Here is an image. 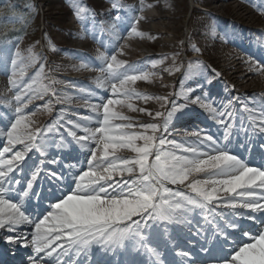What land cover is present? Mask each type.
Returning <instances> with one entry per match:
<instances>
[{
	"label": "snow or ice",
	"instance_id": "snow-or-ice-1",
	"mask_svg": "<svg viewBox=\"0 0 264 264\" xmlns=\"http://www.w3.org/2000/svg\"><path fill=\"white\" fill-rule=\"evenodd\" d=\"M75 14L80 16L81 10ZM142 18H131L129 36H143L137 28ZM193 50L200 51L195 45ZM97 58L101 61L98 70L102 74L97 84L101 88L108 84L111 94L118 98L105 102L101 97L99 104L90 105L97 126L83 127V135H77L74 130L81 128L80 123L67 121L70 126L67 135L79 149L85 150L77 153V157L84 155V160L79 161L80 171L73 164H69L72 172L63 171L64 165L50 155L49 142L40 129L31 127L23 107L16 108L14 122L6 130L0 128V137L6 139L0 151V229L8 233L5 237L8 244L30 250L22 264H85L93 247L113 253L131 248L146 256L147 264H264V155L260 164L253 166L230 150L231 120L235 112L218 111L206 102L202 85L198 84L181 91L179 95L184 103L173 100L166 114L155 113L154 119L163 117V128L157 123H144L138 126L140 131L132 130L135 127L132 123L117 122L130 118L116 111L115 106L127 103L136 110L131 101L141 94L131 85L138 80L148 81L152 74L128 65L116 54L99 53ZM23 61L19 51L10 60V83L14 87L17 75L24 74L20 67ZM161 62L153 61V66ZM262 70L264 66L257 68ZM35 85L33 81L25 84L22 92L18 90L16 102L23 104L28 93L32 94L27 96L30 102L37 93L49 91L48 86ZM195 92L200 94L193 97ZM143 99L152 97L145 95ZM156 99L169 103L167 97ZM234 101L251 118L252 124L244 129L245 134L251 132L264 138V110L255 115L239 97L229 100L228 106ZM192 104L205 109L224 128L222 137L202 134L201 129L189 133L195 140L185 146L163 134L156 135L167 132L176 113H183ZM147 115L153 114L147 112ZM84 119L90 122L93 117ZM90 142L95 143L94 148ZM18 145L22 147L17 148ZM68 146L63 141L56 145ZM123 150L134 155L126 158L117 154ZM30 153L38 157L31 167L26 163ZM7 154L11 157L7 158ZM53 165H60V169L54 170L50 167ZM125 174L128 179L113 180L115 175ZM199 175L206 178L191 179ZM42 176L50 181L47 198L40 196ZM66 176L71 177L70 182H65ZM169 185H186L189 191L173 190ZM13 195L19 202H13ZM33 201L37 202L38 210L43 209L42 218L34 219L23 210L25 203ZM220 206L224 211L217 212ZM198 209L201 214L212 216L209 221L208 215H204L210 237L206 236L204 243L200 242L199 231L185 238L188 243L173 237L172 226L190 225V216ZM21 225L29 226L32 231L25 233ZM162 238L167 254L156 243ZM192 241L195 247L191 246ZM81 254L84 260L78 259Z\"/></svg>",
	"mask_w": 264,
	"mask_h": 264
},
{
	"label": "rangeland",
	"instance_id": "rangeland-1",
	"mask_svg": "<svg viewBox=\"0 0 264 264\" xmlns=\"http://www.w3.org/2000/svg\"><path fill=\"white\" fill-rule=\"evenodd\" d=\"M260 1L264 0H0V34L11 29L17 33L15 38L0 43V128L6 130L14 122L16 108L23 107L24 114L31 120V127L40 129L49 142L50 155L59 160L71 156L68 158L69 164L75 165L76 170L79 161L84 160V155H79L77 159V153H83V150L67 135V128L70 127L67 121L80 123L81 128L74 130L77 135H81L83 127L90 124L83 118L86 112L84 107L90 108V102L100 103L92 98L101 96L105 102L109 98H118L111 94L108 84L103 88L97 84L98 78L102 76L98 70L101 65L97 58L99 53L116 54L119 60L152 74L148 81L138 80L131 85L141 94L131 101L136 110L129 108L127 103L115 106L116 111L130 118L128 121L117 122L132 123L135 126L132 130L140 131L138 126L144 123H157L163 128V117L153 118L156 112L166 114L173 100L177 104L184 103L179 94L188 88L199 84L202 85L201 91H206L204 86L207 79L211 78L205 73L207 65L195 58L198 53L207 55L210 64L230 84L223 88L228 98L231 99V92L238 90L240 99L250 102L249 107L255 110V104L262 99L254 93L260 91L248 94L243 90L264 89V70L257 71L258 67L264 66V33L258 29L264 25V11L256 7ZM113 4L117 7H113ZM201 8H207L208 11ZM77 10H81L80 16L75 14ZM133 16L143 17L137 25L138 31L143 33L142 37L128 35ZM117 43L118 47L115 46ZM193 45L200 51H194ZM146 46L155 49L150 51L153 53L150 57L143 51ZM16 51L24 57L20 65L24 74L17 75L14 87L10 83L12 77L9 75V64ZM161 51L165 53L159 54ZM156 60L162 62L153 66ZM85 64L88 66L84 67ZM198 66L202 68L199 73L204 76L201 75L202 80H195L196 83L192 84L188 76ZM177 67L179 71L174 70ZM248 67L254 75L252 80H246L247 77L243 76ZM43 68H50L51 73ZM182 70L184 72L181 74ZM73 74L86 78L89 84L76 82L73 92L56 87V84H69L67 76ZM33 81H36L35 87L48 86L49 91L37 93L30 102L27 96L32 94L28 93L24 103L18 104L15 100L18 90L22 92L24 85ZM143 83H148L145 87L152 91L136 89V85ZM198 94L200 92L192 93V96ZM145 95L152 99L144 100ZM156 97H167L169 103ZM58 104L65 107L58 108ZM218 107L225 109L226 106ZM139 109H146L153 115L149 116ZM230 111L234 110L230 108ZM85 115L92 116L91 122L96 123V114L91 108ZM188 116L185 109L183 113L177 112L169 123L168 131L157 132L156 135L163 134L168 139H175L188 146L192 142L189 133L198 131L196 127L186 123L181 127L184 132H173L178 128L179 121ZM199 116L203 121L207 122L209 118L218 124L211 114ZM48 128L52 131H46ZM62 141L69 146L56 147ZM4 145L6 139H0V151ZM117 154L126 158L134 155L128 150ZM10 157L11 154H7V158ZM115 176L120 177L115 178V181L129 178L126 174L125 178ZM196 177L205 178L203 175ZM169 187L174 188L172 185ZM182 187L185 185L178 186L179 189Z\"/></svg>",
	"mask_w": 264,
	"mask_h": 264
},
{
	"label": "bare ground",
	"instance_id": "bare-ground-1",
	"mask_svg": "<svg viewBox=\"0 0 264 264\" xmlns=\"http://www.w3.org/2000/svg\"><path fill=\"white\" fill-rule=\"evenodd\" d=\"M151 17H153V16H151ZM263 37V36H262ZM233 46V45H232ZM234 47V46H233ZM231 49V48H230ZM238 55V54H237ZM239 56V55H238ZM239 62H241V61H239ZM244 62V61H243ZM249 65V64H248ZM232 67H234V66H232ZM253 67V66H252ZM251 67V68H252ZM235 68V67H234ZM236 69V68H235ZM249 67L248 68H245V70H247V71H245V73H244V75H243V73H241L244 77L246 76L247 78H246V80H252V76H254L253 75V72H250V71H252V70H250L249 71ZM253 69V68H252ZM254 71V70H253ZM263 71V70H262ZM238 72V71H237ZM240 72V71H239ZM238 75V74H237ZM251 83V82H250ZM238 91V90H237ZM240 91V90H239ZM261 92V93H263L264 92V89H262V90H252V89H248V88H245L244 90H243V92H246V93H248V94H250V93H253V92ZM189 120V122H192L193 120H195V118H190V119H188ZM193 125H195V122H193ZM174 132H176V131H174ZM182 132H184V130L182 129V128H177V133H182ZM30 231H32V229H30L28 232H30Z\"/></svg>",
	"mask_w": 264,
	"mask_h": 264
}]
</instances>
